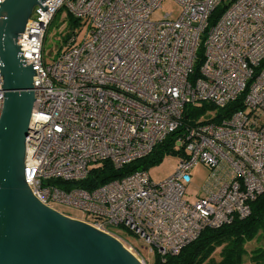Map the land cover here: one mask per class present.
I'll return each mask as SVG.
<instances>
[{
	"label": "built area",
	"instance_id": "obj_1",
	"mask_svg": "<svg viewBox=\"0 0 264 264\" xmlns=\"http://www.w3.org/2000/svg\"><path fill=\"white\" fill-rule=\"evenodd\" d=\"M164 1L46 0L17 38L35 72L26 185L51 209L82 211L89 219L81 222L143 264L114 229L143 240L152 255H176L205 229L248 217L264 194V0H171L178 16L151 20ZM61 10L82 30L48 63L45 40ZM2 86L0 75V116ZM238 100L242 108L220 123L187 121L188 107ZM170 136L179 162L166 180L137 171L95 188L76 185L106 163L121 169L147 157ZM199 165L208 174L190 201Z\"/></svg>",
	"mask_w": 264,
	"mask_h": 264
},
{
	"label": "water",
	"instance_id": "obj_2",
	"mask_svg": "<svg viewBox=\"0 0 264 264\" xmlns=\"http://www.w3.org/2000/svg\"><path fill=\"white\" fill-rule=\"evenodd\" d=\"M46 0L0 4V264H143L117 239L38 201L24 180L25 141L34 106L31 66L17 44Z\"/></svg>",
	"mask_w": 264,
	"mask_h": 264
},
{
	"label": "trees",
	"instance_id": "obj_3",
	"mask_svg": "<svg viewBox=\"0 0 264 264\" xmlns=\"http://www.w3.org/2000/svg\"><path fill=\"white\" fill-rule=\"evenodd\" d=\"M217 15L218 12L212 14L211 22L214 21ZM68 18L73 24V27L79 24V21L70 15ZM69 33L65 39V46L74 34V31H70ZM201 54L202 50L200 48L197 56L201 57ZM198 68L199 64L197 63V72ZM241 108V100L230 103L223 109H217L211 104L204 102L200 105L187 108V121L192 119L193 123L198 119H202L203 122L220 123ZM173 147L174 138L170 136L147 157L132 162L121 169H115L112 165L106 163L94 171L85 182L76 185L95 188L137 171H148L151 166L159 164L166 156H176L177 154ZM250 208L251 213L248 217L244 219L236 218L232 223L217 229L207 228L196 240L181 249L178 254L166 255L164 257L154 255V263L148 264H243V258L246 253L244 248L245 243L253 240L257 242L261 237H264V194L254 200L250 204ZM261 249L257 248L256 252L259 250L260 252L249 256L252 264H264V248Z\"/></svg>",
	"mask_w": 264,
	"mask_h": 264
},
{
	"label": "rangeland",
	"instance_id": "obj_4",
	"mask_svg": "<svg viewBox=\"0 0 264 264\" xmlns=\"http://www.w3.org/2000/svg\"><path fill=\"white\" fill-rule=\"evenodd\" d=\"M167 13H171L173 17H177L179 14V6L174 4L171 0H165L161 8L156 10L151 16V20H160ZM81 30V25L78 24L73 27L68 15L64 10H61L50 25L45 40L44 51L46 62L51 63L53 60H56L58 55L64 50L65 39L70 34V31H75L76 34H80ZM178 162V157L171 155L166 156L159 164L151 166L150 169H148L150 179L155 183L166 180L174 173V169ZM207 174L208 171L202 165L194 169L192 183L187 187V194L189 195L190 201H194L198 196L202 195L201 188L203 187ZM52 208L58 213L69 216L72 219L79 221L89 219L82 211L71 206L52 204ZM114 231L123 241L132 246L147 263H154L155 257L149 252V246L143 240L138 239L122 228H116ZM255 241L256 240L245 243L244 248L246 253L243 258V264H252L249 260V256L260 252V250L256 252L257 248H264V237H261L257 242Z\"/></svg>",
	"mask_w": 264,
	"mask_h": 264
},
{
	"label": "clouds",
	"instance_id": "obj_5",
	"mask_svg": "<svg viewBox=\"0 0 264 264\" xmlns=\"http://www.w3.org/2000/svg\"><path fill=\"white\" fill-rule=\"evenodd\" d=\"M70 218V217H69Z\"/></svg>",
	"mask_w": 264,
	"mask_h": 264
}]
</instances>
